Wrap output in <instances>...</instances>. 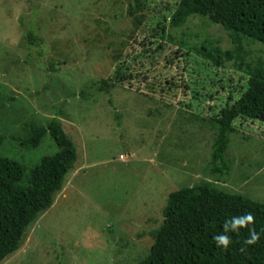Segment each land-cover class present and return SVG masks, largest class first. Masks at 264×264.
I'll list each match as a JSON object with an SVG mask.
<instances>
[{
  "label": "rangeland",
  "instance_id": "obj_1",
  "mask_svg": "<svg viewBox=\"0 0 264 264\" xmlns=\"http://www.w3.org/2000/svg\"><path fill=\"white\" fill-rule=\"evenodd\" d=\"M132 1L0 0V154L27 170L56 154L49 134L38 149L20 144L27 120L56 116L78 153L53 207L2 264H138L168 196L206 182L264 202L262 123L237 120L226 182L209 175L207 118L247 84L234 61L211 58L238 49L233 36L200 17L171 26L167 8L180 0H143L135 16ZM24 20L43 42L30 56ZM252 42L238 51L255 65L264 45ZM120 71L137 80L97 89Z\"/></svg>",
  "mask_w": 264,
  "mask_h": 264
},
{
  "label": "trees",
  "instance_id": "obj_2",
  "mask_svg": "<svg viewBox=\"0 0 264 264\" xmlns=\"http://www.w3.org/2000/svg\"><path fill=\"white\" fill-rule=\"evenodd\" d=\"M143 5V0L130 2V15H138ZM167 12L169 23L175 28L196 17L222 27L233 36L235 46L238 44L242 52L243 39L264 45V0H180L174 8H167ZM25 21L22 22L23 44L30 56L43 42L34 25ZM165 29L162 28L163 33ZM238 49L224 52L215 49V56H211L217 64L234 61V68L247 76L240 96L207 118L208 126L214 131L209 175L217 176L220 183L226 182L230 171L226 157L236 121L264 124V61L248 63ZM132 79L137 80L133 75L127 78L120 71L116 77L100 82L97 89L110 93ZM24 129L25 136L20 139L23 147L38 149L49 134L59 151L44 156L30 170L0 154V264L20 250L28 231L53 207L78 159L75 143L65 132L59 116L52 117L45 125L27 120ZM4 141L0 136V148ZM249 213L252 224L240 228L238 234L228 232V248H217L213 236L224 234L225 220ZM162 216L160 226L150 233L153 244L149 254L138 264H264V202L226 192L215 182H206L171 193ZM249 228L259 233L254 245L244 244Z\"/></svg>",
  "mask_w": 264,
  "mask_h": 264
},
{
  "label": "clouds",
  "instance_id": "obj_3",
  "mask_svg": "<svg viewBox=\"0 0 264 264\" xmlns=\"http://www.w3.org/2000/svg\"><path fill=\"white\" fill-rule=\"evenodd\" d=\"M253 222L252 215L244 214L242 216H234L225 220L223 223V233L220 235L213 236V242L217 248L227 249L230 243V237L227 235L228 232L237 233L240 228H244L251 225ZM249 235L244 240L245 245H254L259 239V233L255 232L252 228L248 229Z\"/></svg>",
  "mask_w": 264,
  "mask_h": 264
},
{
  "label": "built area",
  "instance_id": "obj_4",
  "mask_svg": "<svg viewBox=\"0 0 264 264\" xmlns=\"http://www.w3.org/2000/svg\"><path fill=\"white\" fill-rule=\"evenodd\" d=\"M124 158V157H123Z\"/></svg>",
  "mask_w": 264,
  "mask_h": 264
}]
</instances>
